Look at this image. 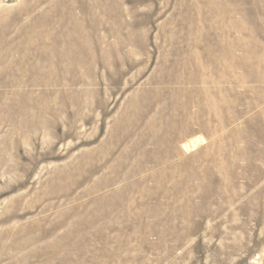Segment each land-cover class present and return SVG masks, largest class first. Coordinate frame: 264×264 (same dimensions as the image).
<instances>
[{
    "label": "rangeland",
    "instance_id": "374dc122",
    "mask_svg": "<svg viewBox=\"0 0 264 264\" xmlns=\"http://www.w3.org/2000/svg\"><path fill=\"white\" fill-rule=\"evenodd\" d=\"M0 264H264V0H0Z\"/></svg>",
    "mask_w": 264,
    "mask_h": 264
}]
</instances>
